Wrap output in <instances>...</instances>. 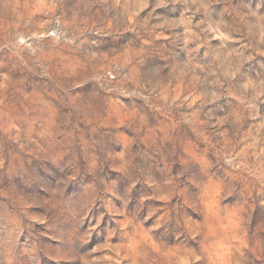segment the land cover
Wrapping results in <instances>:
<instances>
[{
	"label": "rangeland",
	"instance_id": "374dc122",
	"mask_svg": "<svg viewBox=\"0 0 264 264\" xmlns=\"http://www.w3.org/2000/svg\"><path fill=\"white\" fill-rule=\"evenodd\" d=\"M0 264H264V0H0Z\"/></svg>",
	"mask_w": 264,
	"mask_h": 264
}]
</instances>
